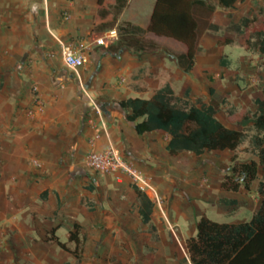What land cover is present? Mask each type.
Segmentation results:
<instances>
[{
  "label": "crops",
  "instance_id": "crops-1",
  "mask_svg": "<svg viewBox=\"0 0 264 264\" xmlns=\"http://www.w3.org/2000/svg\"><path fill=\"white\" fill-rule=\"evenodd\" d=\"M154 4L0 0V264H76L68 242L75 226L83 244L81 264L114 255L117 242L110 235L122 230H132V264H189L182 244L196 236L201 218L229 217L221 224H239L259 210V165L247 190L226 191L221 184L232 165L258 163L251 140L255 100L264 91V57L228 28L242 18L264 16V0H235L233 9L199 0L193 8L198 38L190 74L168 55H184V45L121 30L128 23L145 31ZM113 30L116 36L105 46L94 44ZM220 38L230 43L220 44ZM59 43L89 48L79 77L63 66ZM82 79L83 93L75 94L74 83ZM165 85L178 98L187 91L197 107H213L225 128L246 134L242 144L234 151L170 156L169 135H138L126 119L129 112L116 103L148 100ZM33 87L44 112L29 116ZM110 146L161 199L155 205L142 193L153 205L148 224L141 222L128 177H105L85 167L89 152Z\"/></svg>",
  "mask_w": 264,
  "mask_h": 264
},
{
  "label": "trees",
  "instance_id": "trees-1",
  "mask_svg": "<svg viewBox=\"0 0 264 264\" xmlns=\"http://www.w3.org/2000/svg\"><path fill=\"white\" fill-rule=\"evenodd\" d=\"M199 0H155L147 29L141 30L125 23L121 30L134 34L150 33L158 37L172 39L186 47L184 55L168 54L176 60L180 69L190 74L197 50L198 27L193 16L194 5ZM223 9H233L235 0H216ZM103 0H98L102 3ZM229 31L242 36L246 48L264 57V16L242 18L231 24ZM210 30L217 31L216 26ZM218 43L229 44V40L219 39ZM221 64V63H220ZM264 75V60L262 62ZM187 91L182 98L174 96L169 85L157 90L148 100L127 99L117 102V106L129 112L126 119L134 124L138 135L163 133L170 137L167 152L177 156L183 152L201 155L213 151H234L244 141V132L225 128L215 117L211 106L199 107L189 103ZM256 112L253 117L254 136L251 145L258 163L234 164L231 175L224 178L221 188L236 192L240 186L248 189L255 179L258 165L263 178L258 186L262 197L259 210L249 222L239 224H218L201 218L196 224V236L185 241L182 246L184 261L189 264H264V91L255 100ZM232 163L235 157L231 159ZM138 201V214L143 224H148L152 213V203L134 189ZM68 242L73 243L72 255L76 264H81L80 254L83 244L79 239V228L69 233ZM64 251L65 245L57 243Z\"/></svg>",
  "mask_w": 264,
  "mask_h": 264
},
{
  "label": "built area",
  "instance_id": "built-area-1",
  "mask_svg": "<svg viewBox=\"0 0 264 264\" xmlns=\"http://www.w3.org/2000/svg\"><path fill=\"white\" fill-rule=\"evenodd\" d=\"M115 36L116 32L114 30L110 31L106 37L95 39L94 44L96 46H105L108 41ZM59 48L63 66L71 71L76 77H79L80 70L87 65L89 61V48L83 50L76 49L63 43H59ZM32 92L33 99L31 109L28 112L29 116H32L35 113L41 114L44 112V102L38 95L37 88L33 87ZM36 166L40 167L38 164ZM85 167L88 170L105 177L119 179L120 176H126L130 179L131 184L139 192L146 194L155 205H160L161 203V199L156 190L149 184L147 179L141 173L133 169L132 166L121 157L120 153L111 146L103 152H89L85 158ZM169 230L178 242L174 228L169 226Z\"/></svg>",
  "mask_w": 264,
  "mask_h": 264
},
{
  "label": "rangeland",
  "instance_id": "rangeland-1",
  "mask_svg": "<svg viewBox=\"0 0 264 264\" xmlns=\"http://www.w3.org/2000/svg\"><path fill=\"white\" fill-rule=\"evenodd\" d=\"M85 79H82L81 81H77L74 83L75 86V94H79V93H83V90L85 88ZM90 105V104H89ZM92 106V105H91ZM45 109L46 108V103H45ZM46 112V110H45ZM123 201H125L123 199ZM248 221L249 222L251 220V217ZM217 220V219H216ZM219 221L216 223H226L229 222V217H222L220 219H218ZM221 220V221H220ZM110 240L112 239H116V242L120 243V245L117 243L115 244L114 248H115V253L114 255L108 257V258H104L103 261L99 264H132V230L130 231H121V235H116L115 232L111 233L110 235ZM183 246V244H182ZM113 247H111L112 249Z\"/></svg>",
  "mask_w": 264,
  "mask_h": 264
},
{
  "label": "water",
  "instance_id": "water-1",
  "mask_svg": "<svg viewBox=\"0 0 264 264\" xmlns=\"http://www.w3.org/2000/svg\"><path fill=\"white\" fill-rule=\"evenodd\" d=\"M95 104H96V102H95ZM97 105V104H96Z\"/></svg>",
  "mask_w": 264,
  "mask_h": 264
}]
</instances>
